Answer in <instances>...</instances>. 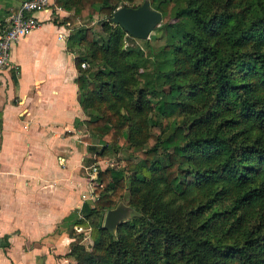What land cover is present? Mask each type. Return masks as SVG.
<instances>
[{
    "label": "trees",
    "instance_id": "16d2710c",
    "mask_svg": "<svg viewBox=\"0 0 264 264\" xmlns=\"http://www.w3.org/2000/svg\"><path fill=\"white\" fill-rule=\"evenodd\" d=\"M147 1L162 14L149 37L161 31L164 40L150 57L111 22L117 8L142 2L52 5L68 13L61 21L72 29L89 152L95 161L128 154L122 167L98 170L95 199L73 213L87 231H71L69 256L75 264H264V0ZM126 195L131 215L111 233L98 219Z\"/></svg>",
    "mask_w": 264,
    "mask_h": 264
},
{
    "label": "crops",
    "instance_id": "0c3cea01",
    "mask_svg": "<svg viewBox=\"0 0 264 264\" xmlns=\"http://www.w3.org/2000/svg\"><path fill=\"white\" fill-rule=\"evenodd\" d=\"M22 1L0 0V27ZM67 15L53 6L36 12L40 24L0 70V264H75L71 245L86 235L73 213L95 199L88 169L97 161L86 160L88 117L67 45L72 29L61 21Z\"/></svg>",
    "mask_w": 264,
    "mask_h": 264
},
{
    "label": "water",
    "instance_id": "95a60500",
    "mask_svg": "<svg viewBox=\"0 0 264 264\" xmlns=\"http://www.w3.org/2000/svg\"><path fill=\"white\" fill-rule=\"evenodd\" d=\"M161 21L162 14L152 9L147 0L136 7L121 6L111 16L113 24L119 25L128 35L141 40L148 39ZM131 210L130 206L119 202L116 207L106 211L103 227L115 233L116 226L130 217Z\"/></svg>",
    "mask_w": 264,
    "mask_h": 264
},
{
    "label": "built area",
    "instance_id": "2783aa9c",
    "mask_svg": "<svg viewBox=\"0 0 264 264\" xmlns=\"http://www.w3.org/2000/svg\"><path fill=\"white\" fill-rule=\"evenodd\" d=\"M53 2L54 0H23L18 9L8 15L7 24L0 27V70L10 67L13 45L40 24L35 13L51 7ZM90 171L97 174V166L92 165Z\"/></svg>",
    "mask_w": 264,
    "mask_h": 264
},
{
    "label": "rangeland",
    "instance_id": "374dc122",
    "mask_svg": "<svg viewBox=\"0 0 264 264\" xmlns=\"http://www.w3.org/2000/svg\"><path fill=\"white\" fill-rule=\"evenodd\" d=\"M142 1L143 0H136L137 3H141ZM100 19L101 18L99 17V15H96L95 14L93 20L91 21V25L93 26L94 30H96L98 33H101V29H100V26H99V20ZM153 34L154 35H151L150 37H148V42H149V45L148 46L149 47H145V45L143 43L144 40H137V39H135V42L139 43L141 46L144 47L145 54L147 56H149V57L164 42V40H163V33L161 31H156ZM127 155L128 154L126 152L122 151V150L115 151V152L112 151V152H109L106 155L102 156L100 159L97 160V163H93L92 165L97 166V170H99V169H105V168H108V167H122L123 159H125L127 157ZM94 159H95V156L94 155H91L90 157H87L86 160H89L88 163H92V160L94 161ZM90 168L88 170H90ZM92 176H93L94 179H96L97 174L94 175V173L92 171H90V175L88 173V178H92ZM92 192L94 194V197H96V195H95V187H94V189H92ZM126 194H128V191L126 192ZM127 201L128 200H127V195H126L125 198L120 199L118 202H122L124 204H127ZM105 213L106 212L102 213L101 217L98 219V221H99L100 224H103L104 223ZM83 244L86 246L87 249H91V247H92V242L91 241H88V239L86 241L84 240L83 241Z\"/></svg>",
    "mask_w": 264,
    "mask_h": 264
}]
</instances>
